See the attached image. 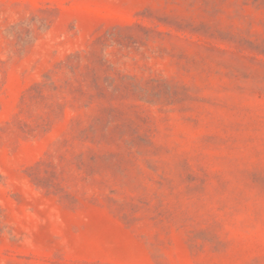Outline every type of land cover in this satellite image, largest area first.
Here are the masks:
<instances>
[{
    "label": "rangeland",
    "instance_id": "1",
    "mask_svg": "<svg viewBox=\"0 0 264 264\" xmlns=\"http://www.w3.org/2000/svg\"><path fill=\"white\" fill-rule=\"evenodd\" d=\"M0 264H264V0H0Z\"/></svg>",
    "mask_w": 264,
    "mask_h": 264
}]
</instances>
